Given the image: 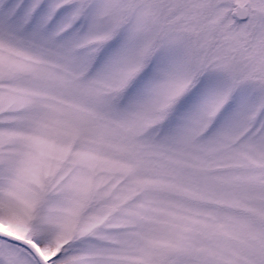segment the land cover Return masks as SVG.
Segmentation results:
<instances>
[{"label": "snow or ice", "instance_id": "snow-or-ice-1", "mask_svg": "<svg viewBox=\"0 0 264 264\" xmlns=\"http://www.w3.org/2000/svg\"><path fill=\"white\" fill-rule=\"evenodd\" d=\"M0 264H264V0H0Z\"/></svg>", "mask_w": 264, "mask_h": 264}]
</instances>
